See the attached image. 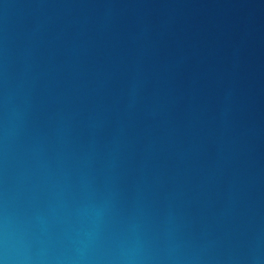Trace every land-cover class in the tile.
Instances as JSON below:
<instances>
[{
    "label": "water",
    "instance_id": "obj_1",
    "mask_svg": "<svg viewBox=\"0 0 264 264\" xmlns=\"http://www.w3.org/2000/svg\"><path fill=\"white\" fill-rule=\"evenodd\" d=\"M0 264H264V0H0Z\"/></svg>",
    "mask_w": 264,
    "mask_h": 264
}]
</instances>
